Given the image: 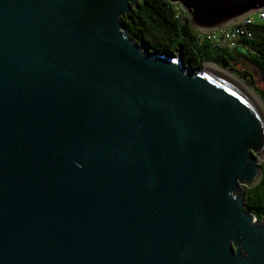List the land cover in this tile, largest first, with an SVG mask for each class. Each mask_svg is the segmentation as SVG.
<instances>
[{"label":"water","instance_id":"water-1","mask_svg":"<svg viewBox=\"0 0 264 264\" xmlns=\"http://www.w3.org/2000/svg\"><path fill=\"white\" fill-rule=\"evenodd\" d=\"M140 1L0 0V264H264L263 107L131 39ZM167 1L199 32L264 9Z\"/></svg>","mask_w":264,"mask_h":264},{"label":"trees","instance_id":"trees-1","mask_svg":"<svg viewBox=\"0 0 264 264\" xmlns=\"http://www.w3.org/2000/svg\"><path fill=\"white\" fill-rule=\"evenodd\" d=\"M119 20L136 43L151 53L170 56L180 53L184 65L191 70L201 69L210 63L234 73L232 63L242 57L256 64L264 76V21L257 20L248 25L250 36L239 37L235 46L228 48L222 42L207 40L202 32L191 28L186 13L177 3L167 0H142ZM238 45L243 47V52L233 50ZM235 75L248 84L245 77ZM259 167L261 178L245 190L244 200L245 211L252 213L257 221L264 214V161Z\"/></svg>","mask_w":264,"mask_h":264},{"label":"rangeland","instance_id":"rangeland-1","mask_svg":"<svg viewBox=\"0 0 264 264\" xmlns=\"http://www.w3.org/2000/svg\"><path fill=\"white\" fill-rule=\"evenodd\" d=\"M181 10H182V8H181ZM251 16H252L254 21H257V19L255 17L256 16L255 13L251 14ZM220 30L221 29L215 30V31H213V33L218 35ZM201 34H203V36H204V33H201ZM217 42H221V41H217ZM233 50H235L237 52H240V51L243 52L244 51L243 47L240 45L236 46ZM206 64H210V63H206ZM206 64H204V65H206ZM221 69H223V68H221ZM231 69H232V71H234V73H232L231 71H229L227 69H223V70L231 73L237 79H240V78H238L235 74L242 75L243 77H245V79L248 81V84L245 83L242 79H241V81L253 92V94L256 96L258 101L261 103V105L263 107V111H264V103H263V99H262V98H264V76H263L260 68L256 64H254L253 62H250V61L246 60L245 58L238 57L232 63Z\"/></svg>","mask_w":264,"mask_h":264},{"label":"built area","instance_id":"built-area-1","mask_svg":"<svg viewBox=\"0 0 264 264\" xmlns=\"http://www.w3.org/2000/svg\"><path fill=\"white\" fill-rule=\"evenodd\" d=\"M254 13L256 14L255 17L257 20L264 21V9H259ZM251 14L244 16L236 24L221 29L218 35L213 33V31L202 33H204V37L207 40H210L212 42L221 41L228 48H232L235 46L236 41L239 37L243 35L250 36V32L247 30V26L251 25V23L254 22Z\"/></svg>","mask_w":264,"mask_h":264},{"label":"bare ground","instance_id":"bare-ground-1","mask_svg":"<svg viewBox=\"0 0 264 264\" xmlns=\"http://www.w3.org/2000/svg\"><path fill=\"white\" fill-rule=\"evenodd\" d=\"M205 68H208L210 70H213L215 71L216 73L224 76L225 78L231 80L232 82H234L240 89H242L249 97H251L253 99V101L255 103H257L258 106L259 105V102H258V99L256 98V96L253 94V92L244 84L242 83L240 80H238L237 78H235L232 74H230L229 72L227 71H224L212 64H206L204 65Z\"/></svg>","mask_w":264,"mask_h":264}]
</instances>
